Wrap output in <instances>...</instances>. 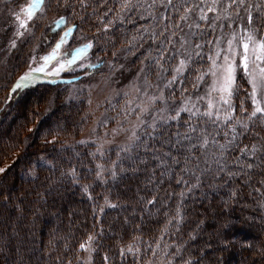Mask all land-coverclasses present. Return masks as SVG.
Masks as SVG:
<instances>
[{
  "label": "rangeland",
  "instance_id": "obj_1",
  "mask_svg": "<svg viewBox=\"0 0 264 264\" xmlns=\"http://www.w3.org/2000/svg\"><path fill=\"white\" fill-rule=\"evenodd\" d=\"M121 2L122 0H107V3H103V0H88V7L84 8L79 0H68L67 5L63 3V0H46L43 11L37 10L33 20L29 23V31L24 32L21 29V32H24L22 36L14 35L17 24L9 11H18V6H26L30 0H15V4L7 8L0 3V106L3 100L7 99L8 102L19 99L13 107L8 106L3 111L4 114L2 112L0 115V168L7 170L5 180L7 182L16 181L12 185L15 189L20 186L21 191L9 193L0 198V217L5 209L3 203H6L10 196L12 205L6 208L8 210L3 216L5 217L3 222H9L7 228L14 229L15 234L18 227L28 223L31 224L32 229L35 227L39 230L42 229V224L45 226L49 223L45 234L52 237L46 245V248L50 249L55 242V233L61 231L57 223L66 220V224L75 223L73 224L75 227L71 230L76 228L82 231L84 221L90 222L93 216L94 219L90 224V230L86 232L87 239L84 243L87 242L89 235H92L94 240L91 246L96 251L89 253L80 250L79 253L77 252L78 258L74 255L71 264H89L90 256V264H147L149 260L152 264H168L170 258L173 264H181V260L190 259L184 253L185 249L190 251V247L197 244L199 220L203 225L206 222L204 219L206 214L201 211V206L198 208V203L203 199H208L219 202L223 208L226 206L229 210L230 214L221 216V221L224 220V223L227 222L229 226L230 224L237 226L235 236H232L235 239L233 242L229 241V244L235 243L240 247L245 245L247 248L245 253L243 252L242 260L238 261H241V264H264V208L261 207V203H264V184L260 183L264 179V171L252 169L249 172L251 179L243 175L247 169H240L231 163L232 157L239 154L238 150L228 154V168L241 173L240 176L232 179H229L224 172H218V165L215 163L216 156L213 155L216 150L211 145L208 150L193 149L196 158L187 167L195 171L196 175H192V172L182 173L180 171L184 167V157L187 155L184 151L178 155L179 164L173 165L171 159L166 158L170 166L166 170L158 167L159 161L151 158L154 148L160 149V155L164 151L171 150L176 153L177 150L171 146L161 148V141L149 140L144 136H141V139H145L150 145L149 151L146 152L143 147L133 149L131 153L120 151V160H117L118 150L131 144L130 130L138 123L135 112L129 114L122 111L128 107L127 101L133 102L132 107H135V104L140 103L141 100L147 103V97L143 96V91L147 90L150 95H159V88L155 85L159 83L160 88L163 87V81H157V70L150 66L151 61L143 60V57L148 54L146 50L149 48L158 50V44H153L146 37L147 42H142L143 47L137 45L135 53L129 55L131 49L127 41L131 40L134 29L140 26L148 27L153 23L151 18L140 20L137 16L134 23H127L126 20L123 25L117 20L107 33L104 32L103 25L99 22L100 19L106 22L116 17L120 12ZM251 2L255 4L260 0H251ZM173 3L177 7L180 6V0H173ZM194 3L198 4L199 0H188V6ZM108 9L112 11L105 16L104 13ZM222 9L223 4L221 5V17L224 15ZM154 11L158 18V22L154 25L157 33L163 24L169 22L167 20L159 22L162 12L165 16L171 13L173 22L177 19V14L172 8L165 11L164 8L157 6ZM180 14H183L182 8ZM253 14L255 22V16L258 15L255 9H253ZM215 16L216 13L209 12L208 22L205 23L198 19V9L193 8L188 23H199L207 33L204 38L213 39L220 35L221 24L225 25V32L229 31L227 28L229 21L223 18L216 21L215 32L210 29L209 26ZM23 18L26 19V17ZM61 18H64L65 22L57 26L56 22ZM232 20L235 21L232 24L233 29L241 23L246 26L247 14L244 9L240 10L239 17L233 13ZM68 28H73L74 31L67 44L63 46L62 53L92 42L94 46L87 58L77 63L99 64L101 67L98 70L77 68L76 71H65L57 77L40 76L34 86L11 94L10 100L11 89L19 77L28 71L30 58L34 55L39 57L48 54L51 47L59 40L60 35ZM181 28L183 32L176 29L180 35L190 31H200L194 27L189 29L184 22H181ZM151 31L152 29L149 28V32ZM13 40L16 43L15 48L11 47ZM176 41H179V35ZM192 42H197V38L193 37ZM156 54L153 52V55ZM142 68L144 73H149V83L153 87L146 88L144 73H141ZM85 73L88 74L85 75ZM171 75L172 73L169 72L167 78L170 79ZM185 76H188V72ZM241 82L244 88L248 87L246 81ZM186 83L189 93L195 96L191 77ZM42 84L48 86L53 84L54 88ZM137 87L141 90L139 95L135 90ZM199 92L204 93L203 85ZM125 93L128 95L125 96ZM168 93L169 90L164 89L166 97ZM189 93H185V96ZM244 95L242 89L241 98ZM234 103L239 110L240 100L237 99ZM180 104V92L176 91L175 102L169 100L168 114H172L171 109ZM160 106V102L157 101V107ZM201 106L206 107L203 102ZM245 107L251 111L250 101L246 102ZM186 116L187 113H181L182 119ZM145 119L151 120V114ZM117 120L121 122L119 125ZM118 128H123L125 131H119L118 134L113 135V130ZM148 131L151 130L148 129ZM255 131L264 136V127H258ZM217 139L223 142L222 137H217ZM81 141L86 143H81ZM254 142L264 144V141L259 140L258 137H243V144L250 145ZM34 145L39 148V153H45L44 156L32 157L30 152L35 149ZM98 149L104 153L103 156L97 151ZM202 151L204 155H201ZM129 156L130 159L126 158ZM140 159L147 160V163H138ZM22 162L25 163L19 173L26 178L16 179L19 167L15 165L18 166ZM249 162L255 163V160ZM52 163H55L54 167ZM112 163L122 164L128 171L121 174L120 178L115 181L107 172L104 173L106 182L97 179V164L110 168ZM197 163L199 168H196ZM133 168H138L139 171L133 173ZM261 168H264V165H261ZM73 170L77 174L78 182H73L70 175ZM5 171L0 172V179ZM162 171H166L163 177L160 175ZM181 175L188 181V184L176 183ZM197 176L200 182L195 188L200 190L195 198H190L195 203L192 204L190 201L191 204L188 205L190 209H188L187 205L181 203L179 192L185 191L186 196L192 194L193 190L188 191V189L197 183ZM150 177L152 182H149ZM62 183L63 186L58 187ZM224 184L228 185L226 196L219 193L215 195L216 198H203L202 188L221 187ZM65 185L69 186L66 190L63 189ZM85 185L88 186L87 193L83 191ZM256 189L260 191L257 192ZM27 191H29L28 197L19 203L16 199L18 194L26 195ZM68 191L75 192L67 194ZM233 192L236 194L240 192V197L243 196L244 200L240 201L233 197ZM153 197H155V204H147L146 201ZM26 199L29 200L25 202ZM106 200L118 206L111 208L105 202ZM178 204H180V215L183 217L178 225L179 231L176 230L177 219H172V224L168 226V231L163 234L161 240L162 229L168 219L176 217ZM192 205L196 209H192ZM86 208L87 211L84 213ZM75 209L78 210L75 211ZM210 218L213 219V217ZM254 223L262 227L258 232L253 229ZM73 225L66 228V235L72 233L70 227ZM43 230L44 228L40 231ZM193 236L195 239H192ZM58 239H64V242L66 238L63 233H59L56 241ZM187 239L189 242H186ZM37 242L40 245V237ZM200 242L202 239L199 240ZM157 243L160 244V250H157L156 255L153 256L152 249ZM149 244L152 248L145 251ZM129 246L133 247L134 252L137 248L139 249L137 255L127 252ZM177 247L181 248L179 255H176ZM165 248H167L168 256L163 254ZM121 249H124L123 256ZM224 253L225 250H220L219 257ZM19 255L12 262L10 259L0 257V264H10L9 261L12 264H50L49 258L52 257L48 253L43 257V254L37 255L32 251L22 252ZM25 256L31 259L27 260ZM105 256L108 257L107 261L104 259ZM39 257L42 258L39 259ZM206 257L208 264H214L213 261L218 258L212 248L206 253ZM1 260L5 262L1 263Z\"/></svg>",
  "mask_w": 264,
  "mask_h": 264
},
{
  "label": "snow or ice",
  "instance_id": "obj_2",
  "mask_svg": "<svg viewBox=\"0 0 264 264\" xmlns=\"http://www.w3.org/2000/svg\"><path fill=\"white\" fill-rule=\"evenodd\" d=\"M0 3H3L7 8L10 5H14L15 0H0ZM45 3L46 0H30V3L26 6H18V11H9V14L17 24L14 35L22 36L24 32L29 31V23L33 20L37 10L43 11ZM63 3L67 5L68 0H63ZM79 3L84 8L88 7V0H79ZM103 3H107V0H103ZM222 4L223 17L220 15ZM157 6L164 8L165 11L172 8L173 12L177 14V19L173 22L171 13L165 16L162 12L159 22L165 20L169 22L163 24L158 33L154 27L158 22L154 11ZM119 7L120 12L117 13L116 17L110 18L106 22L100 19L99 22L103 25L104 32L107 33L117 20L123 25L126 20L127 23H134L137 16L140 20L151 18L153 23L148 27L140 26L134 29L131 40L127 41L131 49L129 55L135 53L137 45L141 48L143 47V43L147 42L146 37L153 44H158V50L151 48L146 50L148 54L143 57V60L151 61L150 66L157 70V81H163V87L160 88L159 83L155 85V87L159 88V95H150L147 90L143 91V96L147 97V103L141 100L140 103L135 104V107H132L133 102L127 101L128 107L122 109V111L129 114L135 112L138 123L130 130L129 139L131 144L118 150L117 160H120V151L131 153L133 149L141 147L146 152L149 151L150 145L146 143L145 139H141V136H144L149 140L161 141V148L171 146L177 150L176 153L171 150L164 151L162 155L159 154L160 149L154 148L152 150L151 158L159 161L157 166L165 170L170 166L166 158H170L173 165L179 164L178 155L181 151H184L187 155L184 157V167L180 171L182 173L192 172V175H196L195 171L187 167L196 158L193 154V149L208 150L211 145L216 150L213 155L216 156L215 163L218 165V172H224L229 179L241 175L240 172L232 171L228 168V154L237 152V150L239 154L232 157L231 163L240 169H247L243 175L251 179L249 172L252 169L256 168L264 171V168H261V165H264V144L259 142H254L250 145L243 144L244 136H249V138L255 136L259 140L264 141V136L255 131L258 127H264V0H260V2L255 4L251 0H199L198 4L194 3L191 6H188V0H180L179 7L174 5L173 0H151V2L149 0H122ZM181 8L183 9V14H180ZM193 8L198 9V19L205 21V23L208 22L209 12L216 13L213 22L209 26L213 32L217 28L216 21L221 18L229 21L227 24L229 31L225 32V25L221 24L220 35L215 36L213 39H205L204 37H206L207 33L201 28L199 23H188ZM230 9L231 11H229ZM241 9H244L247 14V25L245 26L241 23L233 29L232 24L235 21L232 20V15L235 13L239 17ZM253 9L258 14L255 16V22ZM110 11L112 9H108L104 15L107 16ZM23 17H26V19ZM64 22V18H61L56 23L57 26H60ZM181 22H184L189 29L194 27L200 31H190L180 35L176 29H180L183 32ZM149 28L152 29L151 32H149ZM21 29L24 32H21ZM73 31V28H68L64 31L48 54L39 57L34 55L30 58L28 71L19 77L11 89L10 100L12 98L11 94L34 86L40 76L57 77L65 71H76L77 68L81 70L85 68L98 70L101 67L99 64L77 63L87 58L88 53L94 46L92 42L62 53V48L69 41ZM178 35L179 41L177 42L176 37ZM193 37L197 38V42H192ZM11 47H16L14 40L11 43ZM206 47L207 50H205ZM153 52L157 54L153 55ZM53 62H55L54 65ZM33 65L36 66L34 67ZM189 69H192V71H189ZM169 72L172 73L170 79L167 78ZM186 72H188V76H185ZM141 73H144L143 68ZM87 74L85 73V75ZM189 77L192 79V89L196 92L195 96L189 93L186 83ZM241 81H246L248 87L244 88ZM144 83L146 88L153 87L149 83V73H144ZM201 85L204 86L203 94L199 92ZM164 89L169 90L167 97L164 95ZM242 89L245 93L243 98H241ZM135 90L139 95L141 90L138 87ZM176 91L180 92L181 104L171 109L172 114H168L170 108L169 100L173 101V103L175 102ZM185 93L189 94L185 96ZM127 95L125 93V96ZM237 99L240 100L239 110H237V106L234 103ZM157 101L160 102V107H157ZM247 101L251 103V111L245 107ZM201 102L206 107H202ZM181 113H187V116L182 119ZM149 114H151V120H146L145 118ZM125 119H127V116H125ZM120 123L117 120V124L119 125ZM173 128H175L174 131ZM148 129L151 131H148ZM119 131H125V129H114L113 135L118 134ZM217 137H222L223 142L218 140ZM81 143L86 142L81 141ZM97 151L100 152L101 156L104 155L100 149ZM258 153L260 154L259 156L257 155ZM201 155H204L203 151ZM126 158L130 159L131 157ZM253 160H255V163L249 162ZM138 163L146 164L147 160L140 159ZM196 168H199L198 163ZM97 169L96 177L102 182H106L104 181L105 172L109 173L112 180L115 181L120 178L121 174L128 171L122 164L118 163H112L110 168L105 167L103 164H97ZM3 171L5 169L0 168V172ZM132 171L135 173L139 169L133 168ZM165 174L166 171L160 173L162 177ZM70 175L73 178V182H78L75 170ZM196 179L197 183L191 185L188 191L199 186V176ZM149 182H152L151 177ZM176 183L186 185L188 181L181 175L176 180ZM260 183L264 184V179ZM83 191L85 193L88 192L87 185L83 187ZM256 191L259 192L260 190L256 189ZM179 196L181 203L187 198L183 190L179 192ZM232 196L235 197L236 193L233 192ZM141 199L143 198L141 197ZM105 202L111 208L118 206L107 200ZM155 202V197L146 201L147 204H155ZM261 207L264 208V203H261ZM180 211V204H178L176 217L168 219L162 229L161 240L163 239V234L167 233L168 226L172 224V219H177L176 230L179 231L178 225L180 220L183 219ZM192 239H195V237L193 236ZM93 240L94 237L89 235L87 242L80 244V250L94 253L96 249L91 246ZM148 248H152V246L150 244L147 245L145 251ZM157 250H160L159 243L152 249L153 256L156 255ZM127 252L137 255L139 249L137 248L134 252L133 247L129 246ZM180 252L181 248L177 247L176 255H179ZM163 254L164 256L169 255L167 248L163 249ZM121 255H124V249H121ZM104 259L107 261L108 257L105 256ZM90 261L91 256L89 257V264ZM69 264H71V261H69ZM147 264H152V261H147ZM168 264H173L171 258L168 260ZM181 264H193V260H181Z\"/></svg>",
  "mask_w": 264,
  "mask_h": 264
},
{
  "label": "trees",
  "instance_id": "obj_3",
  "mask_svg": "<svg viewBox=\"0 0 264 264\" xmlns=\"http://www.w3.org/2000/svg\"><path fill=\"white\" fill-rule=\"evenodd\" d=\"M43 86H46L49 88H54L53 85H51V86L43 85ZM17 101H19V99L15 100V101H8V102H7V99L4 100L3 104L0 106V115L8 106L13 107L17 103ZM3 114H4V112H3ZM0 119H1V117H0ZM30 135L34 136L33 134H30ZM38 149L39 148L37 146H35V149L32 152H30V154H32V157L40 158V157L44 156L45 153L44 152L39 153L40 151ZM40 150H42V149H40ZM24 163L25 162H22V164H20V165L18 164V166L15 165V167H17V168L19 167V169H17L16 179L26 178V176H24L22 173H19L20 168L23 166ZM52 166L54 167L55 163H52ZM6 171L3 173V175L0 179V198L4 195L5 196L8 195L9 193L21 192L19 189L20 186L15 189V187L12 185V183H15L16 181L7 182L5 180L6 174H7ZM27 179L30 180V178H27ZM228 181L230 182V180H228ZM18 182H19V180H18ZM60 182H61V180H60ZM61 186H63V183L60 184V186L58 185V187H61ZM67 188H69V186L65 185V187L63 189L66 190ZM202 189H203L202 190L203 191L202 192L203 198H207V197L216 198L217 196H215V195H218L219 193L224 194L223 196H226V192L228 193V185L227 184H224L221 187H207V188L204 187ZM191 190H193V193L188 194L187 198L183 200V204L187 205L186 207L188 209H190L188 207V205L191 204L190 201L192 202V204L195 203V201L190 199V198H192V197L195 198L197 195V192L200 189L192 188ZM74 192L75 191H72V192L68 191L67 194H73ZM27 193H29V191L26 192V195L25 194H18V198H16L17 196L15 198L20 203V202H22L21 200L28 197ZM240 194L241 193L238 192V194H236L235 197L238 200L243 201L244 197L243 196L240 197ZM30 198H31V200H33L31 195H30ZM27 200H29V199H26L25 202H27ZM79 202H81V200ZM3 204L5 206V209H4V213H3L2 217H0V230H1V233H0V257H4L7 260L10 259L12 262V260H15L16 257L18 258L20 256L19 254H22V252L32 251V252H35L37 255L43 254V257H44V254H47V253L49 255H51L52 257H54V258H52V257L49 258L50 264H66V262H69V260L72 261L74 259V255H75V258H78L77 256H78V253L80 252L79 246L81 243H84L87 239V237H86L87 233L86 232H88L90 230L89 229L90 224L93 222V219H94L93 216H91L90 222L84 221V228L82 231H80V229H76V228L71 230V228L75 227V225H73L75 223L66 224V220L62 221V223H57L59 225V229L61 231H58L55 233V242L50 249H47L46 245L50 242V240L52 238L51 236H48L45 234V230H47V226H49V223H46L45 226L42 224V229L44 228L43 231H40L42 229L39 230L38 228H35V227H34V229H32L31 224L28 223L26 225L18 227V229H17L18 231L14 234V232H15L14 229H11V227L7 228L9 226V222H3V220L5 218L3 216L6 214V212L8 210L6 208L11 207V205H12L11 204V197L8 196L7 202L3 203ZM200 206H201V208H200L201 211L206 214V218H204V219H206V222L203 225V223L199 220L200 226H199V233H198L199 237L197 240V244H196V246L190 247V251L189 250L186 251L187 249H185L184 253L186 254V256H189L190 259L193 260V264H208V262L206 261L207 260L206 259L207 258L206 253L210 252L211 248H212V250L214 252H216V254L218 256V258L213 261L214 264H231V262L233 264H241L240 263L241 261H238V260H242L243 252L245 253V251H246L245 249H247L246 246L243 245V247H240L239 245H236L235 243L229 244V241L233 242L235 239L232 236H235V231H237V229H236L237 226H234L233 224H230V226H229L227 222L224 223V220L221 221V219H220L221 216H223L224 214L229 215L230 214L229 210L226 208V206L223 208L222 204H220L219 202L213 201V200H208V199H203L201 202H199L198 208ZM85 207H87V206H85ZM96 208H97V206H96ZM79 209L81 210V208H79ZM192 209H196V208H194L192 205ZM77 210L78 209H75V211H77ZM86 211H87V208L84 210V213ZM92 214H94V213H92ZM210 217H213V219H211ZM70 225H73L70 227V230L72 233L66 235V228ZM223 226H224V228H223ZM253 226H254V228H253L254 231L256 230L255 232H258L262 228L261 226H259L256 223H254ZM59 233H63L65 235L66 239L64 242H63L64 239H58L56 241V238H57ZM39 237H40V242H39L40 245H38V242H37ZM5 238L7 240H5ZM200 239H202V242L199 243ZM237 240H239V239H237ZM6 241H8L9 243ZM186 242H189V239H187ZM220 250H225V253H224V255L219 257L218 254H219ZM185 254H184V256H185ZM41 258L42 257H39V259H41ZM261 258H263V257H261ZM25 259L30 260L31 257L25 256ZM2 262H5V261L1 260V263ZM11 262L9 261L10 264H12ZM257 263H259V262H257ZM25 264H30V263H25ZM35 264H40V263H35Z\"/></svg>",
  "mask_w": 264,
  "mask_h": 264
},
{
  "label": "bare ground",
  "instance_id": "obj_4",
  "mask_svg": "<svg viewBox=\"0 0 264 264\" xmlns=\"http://www.w3.org/2000/svg\"><path fill=\"white\" fill-rule=\"evenodd\" d=\"M1 99V98H0ZM4 101V100H3Z\"/></svg>",
  "mask_w": 264,
  "mask_h": 264
}]
</instances>
